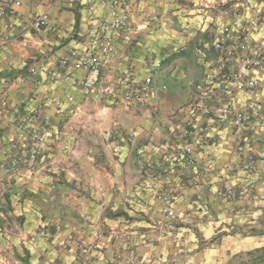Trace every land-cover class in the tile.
<instances>
[{"label":"crops","instance_id":"crops-1","mask_svg":"<svg viewBox=\"0 0 264 264\" xmlns=\"http://www.w3.org/2000/svg\"><path fill=\"white\" fill-rule=\"evenodd\" d=\"M233 1L16 0L0 20V151L28 149L50 125L34 161L0 169V264H125L130 249L139 264H264V127L242 145L256 187L233 197L224 187L247 175L231 137H192L188 161L180 136L200 129L189 105L202 94L252 113L264 94V74L256 92L207 83ZM40 15L46 27L32 28ZM68 49L99 55L97 84L81 86L89 73L74 58L56 69Z\"/></svg>","mask_w":264,"mask_h":264},{"label":"built area","instance_id":"built-area-1","mask_svg":"<svg viewBox=\"0 0 264 264\" xmlns=\"http://www.w3.org/2000/svg\"><path fill=\"white\" fill-rule=\"evenodd\" d=\"M105 2V0H99ZM123 0H112L111 5L115 6L122 3ZM16 0H0V20L6 15L13 14V5ZM251 0H234L231 8V17L233 22L223 25L217 29L212 42V48L216 51L217 57L211 72L207 77V83L212 86L216 84L224 85L232 91L256 92L259 88V79L256 74H264V12L251 11ZM250 10V13L247 11ZM114 15V13L112 14ZM46 15L36 17L31 27L41 29L46 27ZM112 26L119 28L118 21H113ZM4 36L0 35V46L4 42ZM95 44L102 53H108L109 49L104 46L103 40L99 36L94 37ZM74 58L77 67H80L89 73L88 77L82 81L81 86L89 89L98 83L101 71V58L93 50L78 52L74 49H68L66 54L57 60L56 69L65 67L68 60ZM55 75H58L56 73ZM198 100L192 101L190 112L199 114L204 118L200 129L184 127L181 129L180 136L184 152V157L188 161L192 159L193 148L190 143L192 137H198L205 144L224 141L231 137L235 150L246 158L241 165V170L246 173L239 184H230L224 187L226 196L233 197L236 189H240L245 194L251 193L256 187L250 176L256 172V160L249 151H243L242 145L249 137L256 136L259 128L264 127V94L256 107L255 113L248 109H243L233 101L223 103L219 107L214 104H202V99H209V94H202ZM124 96L127 99H133L135 95L127 91ZM68 100L72 96L67 95ZM52 102L59 104L57 97L51 98ZM255 115L259 118H255ZM48 119H43L40 125L31 130L33 144L26 150H1L0 169L4 174H14L22 164L34 161L41 151V142L44 140V134L49 128ZM110 132L106 133L108 138ZM229 135V136H228ZM128 135V138L131 137ZM159 165V161L156 162ZM172 192V190H170ZM168 191V192H170ZM162 198V196H161ZM163 212L169 219H173L171 213L170 198L163 197ZM125 264H139L136 260V252L130 249L125 257Z\"/></svg>","mask_w":264,"mask_h":264},{"label":"rangeland","instance_id":"rangeland-1","mask_svg":"<svg viewBox=\"0 0 264 264\" xmlns=\"http://www.w3.org/2000/svg\"><path fill=\"white\" fill-rule=\"evenodd\" d=\"M253 254H255V253H253V252L250 253L251 256H252Z\"/></svg>","mask_w":264,"mask_h":264}]
</instances>
